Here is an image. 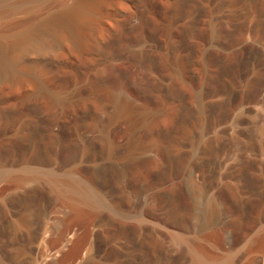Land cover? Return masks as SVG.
<instances>
[{
  "label": "rangeland",
  "instance_id": "374dc122",
  "mask_svg": "<svg viewBox=\"0 0 264 264\" xmlns=\"http://www.w3.org/2000/svg\"><path fill=\"white\" fill-rule=\"evenodd\" d=\"M22 1L84 9L0 81V264H264V0Z\"/></svg>",
  "mask_w": 264,
  "mask_h": 264
},
{
  "label": "bare ground",
  "instance_id": "6f19581e",
  "mask_svg": "<svg viewBox=\"0 0 264 264\" xmlns=\"http://www.w3.org/2000/svg\"><path fill=\"white\" fill-rule=\"evenodd\" d=\"M30 1L33 0H23L22 4ZM80 2L74 7L64 8L57 14H51L42 21L29 22L24 25L22 29L12 33L9 38L4 37V39L2 36L1 39L0 36V81L2 78H11L16 76V73L12 69L13 64L20 59L24 51L30 50L31 48H41L47 43H50L52 39H56L62 35L63 33L60 34L59 30L62 25L65 27V24H69L73 20L76 21L75 19L82 15L81 12H83V10L81 7L83 8V6ZM20 7L21 4H17L6 8H8L9 11H13L19 9ZM94 198L88 196L85 197L84 200L92 204L94 202L96 203V201L93 202Z\"/></svg>",
  "mask_w": 264,
  "mask_h": 264
}]
</instances>
